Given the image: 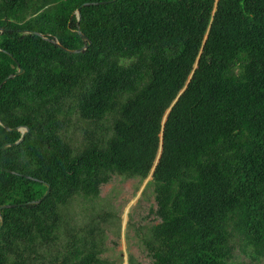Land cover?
<instances>
[{"label": "trees", "instance_id": "16d2710c", "mask_svg": "<svg viewBox=\"0 0 264 264\" xmlns=\"http://www.w3.org/2000/svg\"><path fill=\"white\" fill-rule=\"evenodd\" d=\"M0 28V120L28 127L0 124V264H119L100 186L152 169L151 264L264 258V0H0Z\"/></svg>", "mask_w": 264, "mask_h": 264}, {"label": "rangeland", "instance_id": "374dc122", "mask_svg": "<svg viewBox=\"0 0 264 264\" xmlns=\"http://www.w3.org/2000/svg\"><path fill=\"white\" fill-rule=\"evenodd\" d=\"M84 124L77 121L69 132L70 140L75 146L80 143L79 127ZM139 177H125L113 174L110 180L100 186V198L95 201L96 209L106 208L115 213V223L107 227L105 256L119 264H128V257L133 255L137 264H151V257L141 245L136 234L138 227L158 222L154 213L156 208L153 187ZM92 204L81 202L74 204L79 211H88ZM234 260L238 264H264V258H255L249 250H244L240 241L236 242Z\"/></svg>", "mask_w": 264, "mask_h": 264}, {"label": "water", "instance_id": "95a60500", "mask_svg": "<svg viewBox=\"0 0 264 264\" xmlns=\"http://www.w3.org/2000/svg\"><path fill=\"white\" fill-rule=\"evenodd\" d=\"M91 3H92V2H87V3H84V4H91ZM79 10H80V7L77 8L78 16H79ZM79 17H80V16H79ZM2 30H3V28H0V31H2ZM27 31H30V30H27ZM30 32H31V31H30ZM33 32H34V31H33ZM79 32H80V31H79ZM34 33H36V34H38V35H40V36H43V37H45V38H48L47 36H44V35H43L42 33H40V32H36V31H35ZM53 41H54V43H55L56 45H58L60 48L66 50V51H68V52H81L82 50H84V49L90 44V41H89L87 44L83 45V46L80 47V48H76V49H68V48H66L65 46H63L58 40H53ZM22 70H23L22 68H19L17 72H15V73H13V74H10L8 77L4 78V79L1 81V83H0V87L2 86V84H3V83H4L9 77H12V76L18 75L19 73L22 72ZM169 110H170V107H169V108L167 109V111H166V114H165V116H164V120L166 119V116H167ZM164 120H163V122H164ZM0 124L4 125V124L1 122V120H0ZM4 126H6V125H4ZM6 127H7V126H6ZM7 129H9V130H11V129H13V130H19V131L21 132V136H20V138L18 139L17 142L21 141V140L24 138V136H25V134L27 133V131H28V127H27V126H16V127H13V128L7 127ZM8 144H10V143H8ZM159 156H160V151H159V153H158L157 158L155 159L154 166L156 165ZM154 166H153V168H154ZM152 172H153V169L151 170V172H150V174H149V176H148L147 178H152ZM48 191H49V188H48L47 191L45 192V195L48 193ZM14 205H15V204H4V205H1L0 208H2V207H11V206H14ZM0 217H1V215H0ZM0 228H1V227H0Z\"/></svg>", "mask_w": 264, "mask_h": 264}]
</instances>
